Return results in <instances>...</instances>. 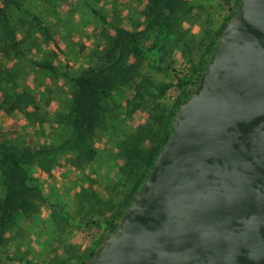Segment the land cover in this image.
I'll list each match as a JSON object with an SVG mask.
<instances>
[{"label": "rangeland", "instance_id": "1", "mask_svg": "<svg viewBox=\"0 0 264 264\" xmlns=\"http://www.w3.org/2000/svg\"><path fill=\"white\" fill-rule=\"evenodd\" d=\"M8 1L20 52L0 55V136L6 141L30 147L63 142L72 134L60 115L75 89L69 78L88 68H126L92 136L94 158L79 162L72 150L57 154L48 171L29 166L38 207L15 213L0 242V264H81L136 190L139 155L151 141L130 159L123 157L126 143L139 127L148 125L155 138L167 129L238 0H181L175 24L160 28L152 26L149 0ZM111 25L137 32L141 52L118 49L108 59ZM34 61L50 62L55 72ZM22 99L28 101L23 112L10 108ZM2 191L0 184V197Z\"/></svg>", "mask_w": 264, "mask_h": 264}, {"label": "water", "instance_id": "2", "mask_svg": "<svg viewBox=\"0 0 264 264\" xmlns=\"http://www.w3.org/2000/svg\"><path fill=\"white\" fill-rule=\"evenodd\" d=\"M81 264H264V0H239L140 189Z\"/></svg>", "mask_w": 264, "mask_h": 264}, {"label": "trees", "instance_id": "3", "mask_svg": "<svg viewBox=\"0 0 264 264\" xmlns=\"http://www.w3.org/2000/svg\"><path fill=\"white\" fill-rule=\"evenodd\" d=\"M10 2L11 1L8 0H0V55L7 53L17 55L20 52V40L16 36L17 28L12 25L8 12V4ZM147 7L149 13L153 15V27L157 26L160 28L165 25L172 26L175 24L172 15L180 10L181 0H149ZM234 10H232L231 15ZM93 13L102 22L106 21L101 12L93 11ZM33 18L39 23L37 17ZM111 28L113 37L108 40V45L110 44L106 52V57L108 59L113 57V53L118 49H127L134 54L141 52L140 36H138L137 32H131L115 25H111ZM42 30L47 34L45 27L42 26ZM149 30L150 29L145 30L142 36H146ZM216 44L209 54L213 51ZM121 51L122 50H120V52ZM206 62L207 59L202 64L201 71ZM34 65L51 73L55 72V68L48 61H34ZM122 66L121 63H117L114 67L106 66L103 67V69H83L79 71L76 76L69 78L75 86V89L65 112L60 115H62V122L72 129V134L63 142L57 145L30 147L29 145L10 143L0 136V184L3 190L2 196L0 197V242L6 230L13 224V215L15 213L36 210L38 207L35 198L39 197V191L35 184L31 183V178L28 174L29 166L35 165L43 171H48L57 154L72 150L76 151L75 159L79 162H89L94 158L96 151L92 145V136L95 134V131L102 128L101 124L106 119L108 111L111 110L107 103V99L110 98L112 91L116 89L117 81L125 80L126 68ZM200 73L197 79H199ZM178 82L181 83L182 81L179 80ZM197 82L198 80L193 87L197 85ZM163 89L164 88L160 89V92H162ZM191 90L186 93L182 99L187 96ZM27 105L28 101L22 99L21 101L13 103L10 108L18 112H23V108ZM176 108L177 106L175 110L170 113L171 119ZM170 123L171 122H169L167 129L158 138H155L154 135L149 132L148 125L139 127L131 140L126 143L127 147H125L123 157L125 159H130L132 155H139V153H141L144 141H151V145L145 150V153L139 155L140 159L144 160L142 161L143 164L140 168L139 175L136 178V190L134 189V192L132 191L133 194L140 189L156 153L167 137ZM137 166L140 167V163L137 164ZM132 198L133 196H130L129 201ZM122 212L123 211H120L118 213L117 220ZM116 222L109 225L108 231L115 229ZM92 250L88 252L82 262L91 254Z\"/></svg>", "mask_w": 264, "mask_h": 264}, {"label": "built area", "instance_id": "4", "mask_svg": "<svg viewBox=\"0 0 264 264\" xmlns=\"http://www.w3.org/2000/svg\"><path fill=\"white\" fill-rule=\"evenodd\" d=\"M191 88H192V87H190L189 89H187V90H186V93H188V92L191 90ZM192 89H193V88H192ZM186 93H185V94H186Z\"/></svg>", "mask_w": 264, "mask_h": 264}]
</instances>
